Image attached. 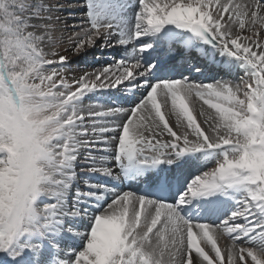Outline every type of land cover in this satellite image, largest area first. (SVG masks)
I'll return each mask as SVG.
<instances>
[{"label":"snow or ice","instance_id":"6c2138e0","mask_svg":"<svg viewBox=\"0 0 264 264\" xmlns=\"http://www.w3.org/2000/svg\"><path fill=\"white\" fill-rule=\"evenodd\" d=\"M262 30L264 0H0V264H264Z\"/></svg>","mask_w":264,"mask_h":264},{"label":"rangeland","instance_id":"374dc122","mask_svg":"<svg viewBox=\"0 0 264 264\" xmlns=\"http://www.w3.org/2000/svg\"><path fill=\"white\" fill-rule=\"evenodd\" d=\"M259 38H260L262 41H264V30L261 31ZM61 54H66V53H64V52L62 51ZM107 58L110 59V56H108ZM76 59H77V58L72 57V61H73V63L70 65V71L67 73V75H68L69 77H71V76H76V77H78L79 75L83 74L84 72H91V71H93V70L97 67V66H95V64L91 63V57H89V63H83V62H81V63L77 64V63H76ZM102 60H103V59H102ZM102 60H101V62H102ZM103 62H104V60H103ZM241 75H243L242 72H240L239 77H240ZM235 79L237 80V76H235ZM238 80H239V79H238ZM238 80H237V81H238ZM85 103H88V101L86 100ZM201 106H202V102H200V101H195L194 108H195L196 113L199 112ZM203 107L205 108V110H207L206 106H203ZM213 166H214V164L209 165V167H213ZM77 171H78V173H80L81 177H83L84 173L81 172V170H80L79 167L77 168ZM81 187H83V182H82V180H81ZM230 243H231V241L228 240L227 237H223V238H221L220 241H219V245H220V247H221L222 249H223L227 244H230Z\"/></svg>","mask_w":264,"mask_h":264},{"label":"bare ground","instance_id":"6f19581e","mask_svg":"<svg viewBox=\"0 0 264 264\" xmlns=\"http://www.w3.org/2000/svg\"><path fill=\"white\" fill-rule=\"evenodd\" d=\"M236 2H239V3H246L247 2V0H236ZM110 60V59H109ZM106 61H104V62H101V61H99V64H103V63H105ZM99 64H95V66H99ZM239 74H240V72H237L236 73V76H237V80H238V77H239Z\"/></svg>","mask_w":264,"mask_h":264}]
</instances>
